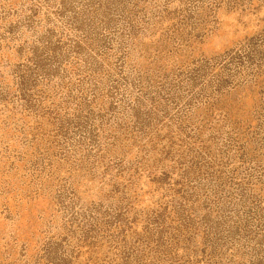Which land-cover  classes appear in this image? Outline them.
Listing matches in <instances>:
<instances>
[{"label":"rangeland","instance_id":"obj_1","mask_svg":"<svg viewBox=\"0 0 264 264\" xmlns=\"http://www.w3.org/2000/svg\"><path fill=\"white\" fill-rule=\"evenodd\" d=\"M0 264H264V0H0Z\"/></svg>","mask_w":264,"mask_h":264}]
</instances>
